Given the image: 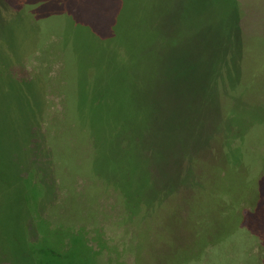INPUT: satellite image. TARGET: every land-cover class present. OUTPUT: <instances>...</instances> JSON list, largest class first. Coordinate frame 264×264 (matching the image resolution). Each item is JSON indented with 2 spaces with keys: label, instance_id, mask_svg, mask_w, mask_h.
<instances>
[{
  "label": "rangeland",
  "instance_id": "1",
  "mask_svg": "<svg viewBox=\"0 0 264 264\" xmlns=\"http://www.w3.org/2000/svg\"><path fill=\"white\" fill-rule=\"evenodd\" d=\"M218 124L231 151L220 132L206 142ZM262 129L264 0H0V264H256L242 254L252 230L264 237V207L241 210L248 225L232 212L245 189L250 205L256 186L264 195V159L238 163L247 145L264 154ZM204 147L202 187L176 192ZM32 155L66 164L87 203L101 198L94 211L115 212L96 227L77 204L60 211L66 177L47 184ZM120 219L122 236L107 229Z\"/></svg>",
  "mask_w": 264,
  "mask_h": 264
},
{
  "label": "trees",
  "instance_id": "2",
  "mask_svg": "<svg viewBox=\"0 0 264 264\" xmlns=\"http://www.w3.org/2000/svg\"><path fill=\"white\" fill-rule=\"evenodd\" d=\"M220 85V84H219ZM219 90V92H220V90L221 89H218ZM217 90V91H218ZM219 92L217 93V95L219 94ZM220 109L222 110V111H224V109H225V107L223 106V105H221V107H220ZM223 114H221L220 115V117H222L223 118V116L226 118L225 120H227L228 122L229 121H233L234 123L236 122L235 120H234V118L232 117V116H225V115H223ZM221 118V119H222ZM236 126L235 127H237V128H239L238 126H237V123L235 124ZM239 125V124H238ZM228 126L229 127H232L231 126V122H229L228 123ZM246 129V131L248 132V133H250V129H248V128H245ZM245 129H244V131H245ZM220 130V131H219ZM35 131L36 130H34L33 129V138L35 139ZM218 132H220V133H222L223 134V136H222V138H221V141H222V146H221V148L222 149H229L230 151H231V149L232 148H234L236 145H238L237 144V140L236 139H234V137H232L233 135H234V133L232 132V131H230V130H226V129H224L223 130V127L220 125V124H218V126L216 127V129L215 130H213V131H211L210 132V134L207 136V140H206V142L208 143V144H210V143H212L213 142V138H214V136L218 133ZM233 134V135H232ZM34 139H32V141H31V143L32 144H30V147H31V150H32V153L34 154V151H35V149H33V141H34ZM255 140H262V141H264V129H262V130H260V131H258L257 132V136H256V139ZM47 146H49V148H50V146L53 148V146H54V142L53 141H51L50 143H48L47 144ZM257 147V149H263L264 150V145H258V146H256ZM51 149V148H50ZM204 149H205V147L203 148V149H197L196 151L195 150H193V149H191V151H189L188 152V155H186L187 156V159H188V161H184V163H183V165L181 166V177H180V179H181V182H180V184H179V186H176V192H181L183 195L184 194H188V193H190L191 195H192V191L193 190H197V188H201L202 187V182H201V180H198V179H193V176L191 175L192 173H191V171H192V167H193V165H194V161L196 160V158L201 154L200 153V151L202 150V151H204ZM52 150H54V148L52 149ZM55 154V153H54ZM36 156H38V155H32V157L33 158H31L32 160H33V164H34V167H35V169H36V171L40 174V175H43V174H45L46 172H49V173H51V174H53V175H49V177H47V178H45L44 177V182H46L47 184H50L51 183V185L53 184V182L52 181H49L52 177L54 178L55 176H54V173L56 172V171H60L61 172V174H63V175H65L66 173H67V170L69 171V169H66V170H63V168H65L66 166L65 165H59V164H53L52 162L50 163L49 162V160L47 161V159H46V161H41V160H39L38 158L37 159H35L36 158ZM53 156H51V158H52ZM251 157H255V158H261V159H264V154L263 155H259V153H253V151H252V149H251V147H249L248 145L247 146H245L243 149H242V153L239 155V158H238V163H239V161L241 162V161H247L246 163H248V164H250L249 162H248V160L251 158ZM55 158V157H54ZM185 158V157H184ZM48 159H50V158H48ZM240 164V163H239ZM59 167H62V169L61 168H59ZM82 167V166H81ZM232 167H233V164H230L229 165V169L231 170L232 169ZM57 168V169H56ZM215 171V170H214ZM221 171H224V169H221L219 172H221ZM69 173H71V172H69ZM224 174L225 175H227V174H230V172H227V171H224ZM56 178V177H55ZM57 179V178H56ZM58 183L59 181L57 180V181H55L54 180V184H56V183ZM181 185V186H180ZM56 188V187H55ZM181 194V195H182ZM198 194V193H197ZM182 195V196H183ZM193 196V195H192ZM167 199H168V197H167ZM166 199V200H167ZM165 200V201H166ZM164 201V202H165ZM121 202H123V200H121ZM191 204H192V202H191ZM187 210H188V220H191V210H190V208H188V209H185V210H182V212L183 211H186L187 212ZM83 213H85V212H82L81 213V215L83 214ZM42 215V214H41ZM43 215H45V214H43ZM92 215H93V225H96V227H99L98 225H97V223H98V221H95V216L97 215V213H95V212H92ZM185 215V214H184ZM186 215V216H187ZM46 216V215H45ZM186 216L182 219L183 221H188L187 219H186ZM42 220V219H41ZM43 221V220H42ZM193 220H191V222H192ZM43 222H45V221H43ZM118 226H120L119 228H117V229H113V227H110V226H107V229H109V231L110 232H116L115 234H117V235H119V236H122V234H123V232H126L125 230H126V224H123L122 223V221H121V219H120V222H118ZM181 225H182V223H181ZM117 226V227H118ZM116 227V226H115ZM192 229V228H191ZM97 230H98V228H97ZM181 231V230H180ZM183 231V230H182ZM199 232V231H198ZM205 234H206V232H205ZM200 235H202V232H200V233H196V238L198 239V237H202V236H200ZM221 235V233L220 234H217L216 236H215V239H217L219 236ZM98 236L100 237L101 236V234H99L98 233ZM207 236V235H206ZM206 236H204V238H210V237H206ZM192 237V236H191ZM210 239H212V238H210ZM189 244H190V242H189ZM212 244H214V243H212ZM190 245H192V242H191V244ZM99 249L101 248V245H100V247H98ZM104 249V248H103ZM102 253H100V255H101ZM101 258H102V255H101ZM103 261H105V260H103Z\"/></svg>",
  "mask_w": 264,
  "mask_h": 264
},
{
  "label": "flooded vegetation",
  "instance_id": "3",
  "mask_svg": "<svg viewBox=\"0 0 264 264\" xmlns=\"http://www.w3.org/2000/svg\"><path fill=\"white\" fill-rule=\"evenodd\" d=\"M52 159H54V158H50V159H47V161L49 160V162L51 163H53V164H59V165H61V163L60 162H57V161H53ZM46 161V160H45ZM66 165V164H65ZM260 166L259 167V170H261L260 171V173L262 172V171H264V169H263V167H261V165H264V162L262 163V162H259L258 164H257V166ZM59 168H61L62 169V167H59ZM57 169V168H56ZM67 169V167H65V168H63V170H66ZM259 170H258V177H259V179L261 178V177H264V174H260L259 173ZM63 175V174H62ZM63 176H65L66 177V179H65V183H61L62 184V186H63V188H60V190L61 191H59V186H57L55 189L60 193V197L62 196L63 197V199H64V201L63 202H61V204H59V205H55L56 207H58V209L60 210V211H63V210H69L68 208H70L71 206H75V204H77V206H79V208H81L82 210L81 211H83V212H87V210H90V211H92V212H95V213H101V212H104V213H113V212H115L114 210L115 209H113V211L111 212L109 209H111L110 207H109V205H105V206H102V205H100L98 208H96L95 209V211H94V207H93V205H95V203H97L95 200H98V201H100L101 202V198H98V197H93V198H95L94 199V201L93 202H91V203H87V195H86V193L88 192V190H89V185L90 184H88V183H84V181H82V179L79 177V176H75V175H73V174H71V173H68V174H65V175H63ZM58 180V179H57ZM71 180V181H70ZM59 181V180H58ZM79 183L80 185H81V187H83L82 189V195H80L81 197L83 196V200L81 201V198H80V196L79 195H77V196H72L71 195V192H72V190L74 189L73 187V184L75 185V183ZM51 184V183H50ZM56 185V184H55ZM254 192L256 193L255 194V196H254V198H253V203L254 204H252V205H250V203H248V202H250V201H248V202H244V200L246 199V198H248L249 196H250V193H251V190L249 189V188H247V189H245L243 192H242V196H241V201H240V204L242 205V206H238L239 208H237V210L235 211V212H232V213H235L234 215H236L237 217H239V219H241V221L242 222H245L246 223V221H248V220H246V218L244 219V216H242V217H240L241 215H240V213H241V210H242V212L244 211V213H245V211H249V212H251L252 213V216L254 217L256 214H258L259 212H260V210H261V208L262 207H264V195H262V192L260 191V188L258 187L257 188V186H256V188L254 189ZM69 195V196H68ZM73 198V199H72ZM97 198V199H96ZM67 199L69 200L68 202H67ZM65 200H66V204H67V206H65L63 203L65 202ZM78 202H80V203H78ZM248 203V204H247ZM52 205H54L53 204V202L51 203ZM248 205H250V206H248ZM68 207V208H67ZM105 207H108V210H106V209H104ZM262 213H264V212H262ZM246 225H248L247 223H246ZM246 225H243L246 229H248V226H246ZM254 225V229H257L256 228V223L255 224H253ZM131 229V228H130ZM251 235L252 236H254V238H255V240L253 239V243H255V244H253V247L252 248H250V250L248 251V253H244V254H242L244 257H250V256H255V258H256V264H264V237H258L257 236V234L254 232V230H252L251 232ZM255 233V235H253ZM211 245V244H210ZM131 256V255H130ZM244 262H242L241 264H243Z\"/></svg>",
  "mask_w": 264,
  "mask_h": 264
}]
</instances>
